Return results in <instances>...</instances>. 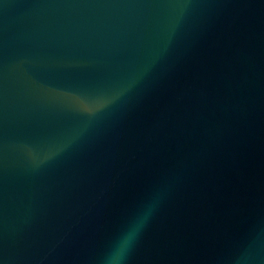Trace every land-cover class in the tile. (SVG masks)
I'll list each match as a JSON object with an SVG mask.
<instances>
[{
    "label": "water",
    "instance_id": "obj_1",
    "mask_svg": "<svg viewBox=\"0 0 264 264\" xmlns=\"http://www.w3.org/2000/svg\"><path fill=\"white\" fill-rule=\"evenodd\" d=\"M264 264V0H0V264Z\"/></svg>",
    "mask_w": 264,
    "mask_h": 264
},
{
    "label": "clouds",
    "instance_id": "obj_2",
    "mask_svg": "<svg viewBox=\"0 0 264 264\" xmlns=\"http://www.w3.org/2000/svg\"><path fill=\"white\" fill-rule=\"evenodd\" d=\"M153 211V206H149L141 216H139L122 236L119 244L104 258V264H126V261Z\"/></svg>",
    "mask_w": 264,
    "mask_h": 264
}]
</instances>
